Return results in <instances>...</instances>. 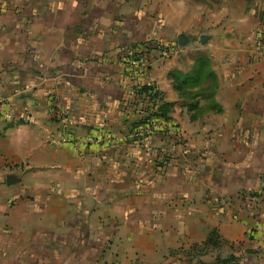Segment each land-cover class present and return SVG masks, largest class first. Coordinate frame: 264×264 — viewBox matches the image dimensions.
<instances>
[{
    "label": "crops",
    "instance_id": "0c3cea01",
    "mask_svg": "<svg viewBox=\"0 0 264 264\" xmlns=\"http://www.w3.org/2000/svg\"><path fill=\"white\" fill-rule=\"evenodd\" d=\"M149 38L176 47L131 79ZM0 109L33 118H0V264H264V0H0Z\"/></svg>",
    "mask_w": 264,
    "mask_h": 264
},
{
    "label": "trees",
    "instance_id": "16d2710c",
    "mask_svg": "<svg viewBox=\"0 0 264 264\" xmlns=\"http://www.w3.org/2000/svg\"><path fill=\"white\" fill-rule=\"evenodd\" d=\"M176 47V44H170L161 41L157 38H149L137 45H134V52L131 53V57L145 56L148 60V55L151 51H158L161 56H165L170 49ZM204 57H197L195 68L187 74L178 75V80L175 87L181 90L185 86L195 85L199 80L200 68L206 63ZM205 77L209 79V74L206 73ZM134 97L135 103L133 105L135 112L137 113L138 124H149L152 118L162 119L164 121L169 120L168 107L169 103L163 100L162 93L156 89V87L151 83H136L134 85ZM138 143L142 144L143 138L138 139ZM218 233L215 228H213L206 240V243L213 246L218 245ZM237 258L234 255H229L226 258L219 259V264H235Z\"/></svg>",
    "mask_w": 264,
    "mask_h": 264
},
{
    "label": "built area",
    "instance_id": "2783aa9c",
    "mask_svg": "<svg viewBox=\"0 0 264 264\" xmlns=\"http://www.w3.org/2000/svg\"><path fill=\"white\" fill-rule=\"evenodd\" d=\"M125 68L127 70V75L131 79H140L143 78L146 74V71L148 69V60L145 56H139V57H129L125 62ZM57 117L59 118V121L64 126H68L72 123L71 119L65 117L62 112L57 113ZM0 118L6 122H12L14 124H23V123H29L33 121V118L31 115L26 113H12V112H4L0 109ZM163 121L162 119H156L152 118L150 120L149 124H142L139 126V129L137 131L141 132L143 130H149L152 131L154 129H157L159 127H163ZM97 142L96 139H91L87 141H75L72 139V135L70 133H66L63 136H61L60 139L57 140V144H64V143H70L72 147L76 150L78 154H80V148L85 147L86 145H89L91 143Z\"/></svg>",
    "mask_w": 264,
    "mask_h": 264
},
{
    "label": "water",
    "instance_id": "95a60500",
    "mask_svg": "<svg viewBox=\"0 0 264 264\" xmlns=\"http://www.w3.org/2000/svg\"><path fill=\"white\" fill-rule=\"evenodd\" d=\"M206 39L205 35H200L199 40L201 43H203ZM186 37L183 34L177 35V46L180 48L186 43Z\"/></svg>",
    "mask_w": 264,
    "mask_h": 264
},
{
    "label": "rangeland",
    "instance_id": "374dc122",
    "mask_svg": "<svg viewBox=\"0 0 264 264\" xmlns=\"http://www.w3.org/2000/svg\"><path fill=\"white\" fill-rule=\"evenodd\" d=\"M191 37V39L193 40L194 38H196V36H194L193 34L189 35ZM198 43V42H197Z\"/></svg>",
    "mask_w": 264,
    "mask_h": 264
}]
</instances>
